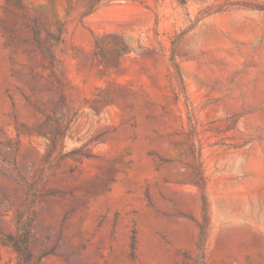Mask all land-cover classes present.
Instances as JSON below:
<instances>
[{
	"label": "rangeland",
	"instance_id": "rangeland-1",
	"mask_svg": "<svg viewBox=\"0 0 264 264\" xmlns=\"http://www.w3.org/2000/svg\"><path fill=\"white\" fill-rule=\"evenodd\" d=\"M0 264H264V0H0Z\"/></svg>",
	"mask_w": 264,
	"mask_h": 264
}]
</instances>
